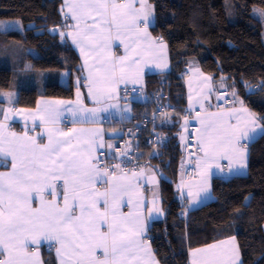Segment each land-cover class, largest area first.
<instances>
[{"label": "snow or ice", "instance_id": "6c2138e0", "mask_svg": "<svg viewBox=\"0 0 264 264\" xmlns=\"http://www.w3.org/2000/svg\"><path fill=\"white\" fill-rule=\"evenodd\" d=\"M61 11L74 23L65 24L71 30L60 35L70 37L84 57L81 70H87L88 96L97 106L84 107L79 88L75 101L45 103L31 117L29 131H37V119L44 129L38 135L9 131L5 123L9 114L24 110L0 109L4 119L0 122V164L10 169L0 172V264H43L42 244L54 249L59 264H159L146 224L154 212L162 211L156 194L146 213L140 199L135 208L124 211L125 204L131 206L133 195L139 193L136 181L144 176V169L129 174L120 163L102 167L96 155V149L103 147L99 130L72 127L65 131L57 126L65 113L71 114L73 124L98 123L99 113L118 107L108 101L118 99L120 84L136 83L134 77L145 57L153 49L166 48L162 38L154 39L148 31L155 8L149 0H63ZM260 15L264 17V11ZM113 41L124 47L123 56L113 54ZM260 90L264 92V87ZM210 94L211 89L203 100ZM231 95L238 107H217L211 112L199 102L205 116L196 113L201 155L195 163L206 185L201 189L204 192L210 187L207 180L213 167L223 171L221 162L226 161L229 173L234 168L246 169L249 143L264 136V117L250 111L235 91ZM7 99L11 104V95ZM187 123L185 119V130ZM152 180L150 175L148 182ZM180 187H184L183 180ZM187 196L192 197L191 205L200 203L199 191L194 193L189 187ZM237 260L235 237H231L192 250L190 264H236Z\"/></svg>", "mask_w": 264, "mask_h": 264}, {"label": "trees", "instance_id": "16d2710c", "mask_svg": "<svg viewBox=\"0 0 264 264\" xmlns=\"http://www.w3.org/2000/svg\"><path fill=\"white\" fill-rule=\"evenodd\" d=\"M225 1L149 0L155 8L151 32L167 44L172 69L169 74L149 77L146 89L150 93L166 92L167 106L175 112L159 121L161 147L140 148L144 158L150 160L148 167L160 171L163 179L166 217L150 231L160 264H189V251L231 237L239 244L243 264H264V136L249 146L247 176L215 179L213 201L191 211L186 222L180 215L187 208L178 200L175 189L184 146L179 138L184 120L180 115L187 110V85L181 75L192 63L216 81L224 79L227 90L235 91L248 108L264 117V92L260 90L264 87V17L258 14L264 11V0H231L235 11L232 18ZM62 4V0H0V20L17 19L24 26L23 32H0V90H10L14 75L26 70L28 64L32 70L48 72L50 77L42 91L19 88V108L32 110L41 98L72 100L77 81L81 84L83 80L79 56L69 39L60 35L69 30ZM54 29H58L56 36L50 34ZM133 107V116L105 121L104 126L120 128L123 135L114 121L121 124L132 117L150 116L154 105ZM167 118L172 120L170 125L161 124ZM48 253L46 264H55Z\"/></svg>", "mask_w": 264, "mask_h": 264}, {"label": "crops", "instance_id": "0c3cea01", "mask_svg": "<svg viewBox=\"0 0 264 264\" xmlns=\"http://www.w3.org/2000/svg\"><path fill=\"white\" fill-rule=\"evenodd\" d=\"M65 22L68 25H71L72 23H74L70 19L68 20L65 19ZM154 25H155V15H154L152 22L149 24L148 31L151 33L152 37L156 39L151 32V28ZM70 30L71 28L69 27V30L64 31V33H67ZM64 37L69 39L73 49L75 50V52L80 58L81 65H83L84 57L81 55L79 48L76 47V45L72 43V40L70 37H67V36H64ZM163 43L166 45L165 49L163 50H160L158 48L153 49L152 54L145 57V62L140 65V71H139L138 76L134 77L137 80L136 83H133L130 80L126 85L123 83L120 84L119 89L117 91L118 99L108 101V104L118 105V107H109L107 111L99 113L100 119L98 123H87V122L79 123L77 122L73 124L72 123L73 118L71 117V114L65 113L64 116L61 118L60 123L57 126L59 128L64 129L65 131H67L69 128H72V127L99 130L100 135L103 138V147H99L96 149V155L98 156V158L102 154H105L111 160L112 159L117 160L118 158H124L125 153L117 152L116 143H115V141L122 136V130L120 128H117L111 125L104 126V122L105 121L112 122L114 119H119V118L128 119L129 117L133 116L134 107L129 104H126L124 100L120 99L121 91L127 90V89L146 88L147 79L149 77L162 76V75L169 74L171 72L172 65H171V57H170L169 48L165 42ZM112 52L116 57L123 56L125 54L124 47L120 45L117 41H113ZM164 63L167 64V67H157L156 66L157 64L163 65ZM188 72H189V78H188L187 87H186L187 88V110H189L190 114H192L191 123L193 125H196L198 128H200L199 118L196 116V113L199 112L200 118H203L205 116V112L200 108L199 102L203 101L208 111L215 112L218 107L216 104V99H215L216 93L221 91L222 89L227 88V83L224 79H220L216 81L211 76L205 74L197 63H192L190 67L188 68ZM83 74H84L83 80L80 82L81 84H78V86H76V89L79 88V92L81 94V99L83 101L84 107L86 108L96 107L97 105H95L91 97L88 96V83L86 80L88 73L86 69L83 70ZM204 77H210L211 79L210 81H205ZM209 89H211V94L209 96V99L203 100V97L206 94H209ZM76 94H77V90L72 100L41 98L38 100L36 107L32 110L17 107L16 106L17 98L15 100L12 99L11 104H9L8 99L3 100L2 98H0V109H3L5 112L8 110L9 107L15 110H24L23 112H13L12 114H9V118L5 122L7 124V128L9 131L15 132L17 135H23L25 131H29L32 128L33 121L31 117L37 112V109L43 110L45 103H48V102L75 101ZM126 108H130L131 111L130 112L126 111L125 110ZM248 109L254 112L250 108ZM254 113L258 116L256 112ZM0 122H4L3 115H0ZM170 123H171L170 119L164 120L162 122V124H166L167 126H169ZM36 125H37V131L35 133L29 131V135H38L40 132H43L44 129L42 126H40L39 119L36 120ZM261 137H262L261 135H258L254 141L249 143V146L251 144L256 143ZM181 141L184 145L185 128H184ZM43 142H46V139H43ZM109 144L112 145V148L108 147ZM249 146H248L247 168L239 169V170L234 168L233 172L229 173L227 170V162L222 161L221 163L224 166L223 171L216 169L214 167L211 169L212 175L207 180V185L210 187L207 192L201 191V189L204 188L206 185H205V182L201 180V177L199 175L197 176L195 180H186L184 178V169L182 166L181 171H180L181 174L175 186L177 194L179 195V197H181L180 203L182 204V206L184 208H187L191 212V211L200 209L203 206L211 203L213 201L212 186H213V181L215 179L230 180V179L238 178V177H246L248 173V166H249V161H250ZM199 155H201V153H199ZM1 167H4V169H2ZM0 168H1L0 172H6L10 170L9 167H5L2 164H0ZM149 170H151V172H149ZM150 175L154 176V180H152L151 183L148 182V178ZM182 180L184 181L183 188L180 187ZM197 181H200V183L197 184L196 183ZM136 183L139 184V193L138 195H133V198H132L133 204L131 206H129L127 203L125 204L124 211L130 210V208H135V201L137 199H140L144 203L145 213H146L147 208L152 206L151 201L154 198L153 193L156 194L155 198L157 200V207L160 208L162 211L160 213L154 212L151 218L146 219V224L148 226L147 236L149 238V243L151 245V249L155 256V259L158 261L155 250L151 243L150 231H151L152 226L155 223L163 221L166 217V212L163 207V198H162V183H163L162 175L160 174V171L156 170V168L148 167L144 169V176L139 177ZM189 187L192 188L194 193L198 191L200 192V197H199L200 203L195 204V205L190 204L192 197L187 196ZM101 190H103L102 187H101ZM179 197H178V200H179ZM125 200H127V197L125 198ZM225 240H228V239H225ZM235 245L237 248V255H238V260L236 261V264H243L241 250H240L239 244L236 239H235ZM39 251H40V259L43 261V264H46L45 254L48 255L49 254L48 252L51 253V256L55 260V264H59V261H58V258L56 256L54 249L50 251L47 244H42ZM191 252L192 250L189 251V264L191 261Z\"/></svg>", "mask_w": 264, "mask_h": 264}, {"label": "built area", "instance_id": "2783aa9c", "mask_svg": "<svg viewBox=\"0 0 264 264\" xmlns=\"http://www.w3.org/2000/svg\"><path fill=\"white\" fill-rule=\"evenodd\" d=\"M187 74L188 71L184 70ZM165 92H153L150 93L146 88L144 89H127L122 91L120 94V99L126 97L132 98H144L147 103L154 105L153 112L150 116L143 117L142 119L132 117L129 121L123 120L120 124L119 121H114L115 126H119L123 129V135L116 140V151L124 152V158H118L117 160H111L108 156L103 154L99 160L101 166H111L115 163H120L125 171H139L141 168L146 169L149 166V158H144L143 153L140 148L143 146L147 150H157L162 145V135L159 130V121L168 115L175 114V112L167 106V102L164 99L167 98ZM235 98H227L223 102L219 103L221 109H227L229 106H237L234 104ZM232 108V107H230ZM229 109V108H228ZM182 119L188 120L187 132H186V142L183 146L182 151V166L184 169V178L186 180H195L198 176V170L196 167L197 158V132L198 129L196 125H190L189 119L191 114L189 110H185L182 115ZM119 124V125H116ZM199 154V152H198ZM143 156V157H142ZM189 216L188 209H184L180 217L185 222Z\"/></svg>", "mask_w": 264, "mask_h": 264}, {"label": "rangeland", "instance_id": "374dc122", "mask_svg": "<svg viewBox=\"0 0 264 264\" xmlns=\"http://www.w3.org/2000/svg\"><path fill=\"white\" fill-rule=\"evenodd\" d=\"M225 6H226V9H227V14L232 18L234 13H235V11H234V8L232 7L231 0H226L225 1ZM258 14L260 16V12H258ZM7 31L23 32L24 31V26L17 19H14L12 21L0 20V32H7ZM55 31H57V33H58V29H56ZM1 50L2 49H0V51ZM29 52L32 53V51H29ZM6 68L12 69L10 67H6ZM181 78L186 82V85H187L188 78H189V72L186 74L183 71L182 75H181ZM49 79H50V77H49V73L48 72H40V71H37V70H32L30 64H28L26 70H21L17 75L16 74L14 75V80H13V85L14 86L10 90H0V98L5 100V99H7L8 95H11L12 99L15 100L16 98H18L19 88H38L39 91H42V86L46 82H48ZM64 81H65V77L62 79L63 83H64ZM141 89H143V88H141ZM136 90H139V89H136ZM231 93H232V91L229 90V89L227 90V88L222 89L221 91L217 92L216 93V98H215L217 106L220 107L219 103L223 102L225 99L233 98ZM164 94L167 95V98L164 99V101H166L168 103L169 95L166 92ZM217 96L220 97L219 100L217 99ZM130 98H132V97H126V98H123V100L125 101L126 99H130ZM146 103H147V101H146ZM126 104H128V103H126ZM129 105L135 106V105H132V104H129ZM137 106H141V105H137ZM233 106L234 105L229 106L228 108L230 109V107H233ZM236 107H238V105ZM222 110H224V109H222ZM191 118H192V114H191V117L189 119V123H190V125H193L191 123ZM169 119L170 118H167L166 120H169ZM182 121H183V123H182L181 131L179 133V138L180 139L183 136V132H184V128H185V121L184 120H182ZM171 122H172V120H171ZM187 122H188V120H187ZM187 125H188V123H187ZM186 132H187V130H185V142H186ZM196 146H197L196 152H197V155L199 156V154H198V143H197ZM182 149H183V147H182ZM179 200L181 201V197H179ZM188 212L190 213L189 210H188Z\"/></svg>", "mask_w": 264, "mask_h": 264}, {"label": "water", "instance_id": "95a60500", "mask_svg": "<svg viewBox=\"0 0 264 264\" xmlns=\"http://www.w3.org/2000/svg\"><path fill=\"white\" fill-rule=\"evenodd\" d=\"M50 34H52L53 36H56L57 31L51 30ZM124 102L128 104H132V105H143L146 103V99L135 97V98L126 99Z\"/></svg>", "mask_w": 264, "mask_h": 264}, {"label": "bare ground", "instance_id": "6f19581e", "mask_svg": "<svg viewBox=\"0 0 264 264\" xmlns=\"http://www.w3.org/2000/svg\"><path fill=\"white\" fill-rule=\"evenodd\" d=\"M6 67H7V66H5V68H6ZM12 128H13V127H12ZM102 155H103V154H102ZM102 155H100L99 158H100Z\"/></svg>", "mask_w": 264, "mask_h": 264}]
</instances>
